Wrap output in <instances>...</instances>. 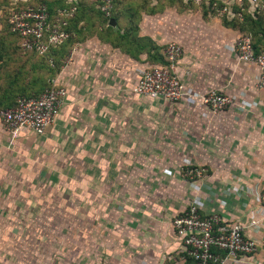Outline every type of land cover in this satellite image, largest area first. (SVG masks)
Instances as JSON below:
<instances>
[{
	"label": "crops",
	"instance_id": "crops-1",
	"mask_svg": "<svg viewBox=\"0 0 264 264\" xmlns=\"http://www.w3.org/2000/svg\"><path fill=\"white\" fill-rule=\"evenodd\" d=\"M127 10L116 7L107 27L92 10L83 15L84 39L53 80L67 96L44 135L11 133L0 119V264H181L171 221L193 200L257 244L239 261L218 251V264H264L263 96L258 68L235 59L240 32L226 17L190 15L168 0L126 38ZM170 43L182 48L175 75L186 90H221L233 104L213 115L195 100L132 95L141 71L154 66L150 44L163 55ZM19 46L0 41V110L41 88L39 61ZM187 164L203 176L185 177Z\"/></svg>",
	"mask_w": 264,
	"mask_h": 264
},
{
	"label": "built area",
	"instance_id": "built-area-1",
	"mask_svg": "<svg viewBox=\"0 0 264 264\" xmlns=\"http://www.w3.org/2000/svg\"><path fill=\"white\" fill-rule=\"evenodd\" d=\"M195 6H201L207 0H186ZM242 0H236L239 4ZM250 7L263 17L264 0H248ZM14 7V6H13ZM100 11L107 19L111 17L113 0H101ZM212 11L219 17L229 20L235 15L232 7L225 1L222 7L214 4ZM76 7L57 10L54 20L51 18L44 4L15 8L8 12V25L11 33L20 39L21 48L45 56L51 48L62 46L69 38L66 31L67 22L74 16ZM241 19V14L236 15ZM235 59L240 63L255 65L258 68V82L256 88L261 91L264 106V51L255 55L251 37L239 34L233 45ZM163 55L167 66H150L141 71L136 84L131 89L134 96L144 97L169 105H175L183 100H195L216 115L233 104V101L221 90H212L206 94H195L185 89L175 69L182 57V48L176 43H170ZM71 56L63 61L62 69L71 62ZM53 87L45 90L35 98L20 97L11 109L1 110L0 119L9 132L26 131L36 136L44 135L54 123L66 99V90L52 81ZM204 170L187 164L184 176L200 179ZM259 200L262 204L264 217V189ZM175 238L185 251V258L181 264H218L221 262L217 252H224L227 258L235 261L256 253L257 244L245 237L244 228L240 224H225L219 215L212 213L202 215L195 200L189 203L182 212L177 213L171 221ZM256 227L257 222H252Z\"/></svg>",
	"mask_w": 264,
	"mask_h": 264
},
{
	"label": "trees",
	"instance_id": "trees-1",
	"mask_svg": "<svg viewBox=\"0 0 264 264\" xmlns=\"http://www.w3.org/2000/svg\"><path fill=\"white\" fill-rule=\"evenodd\" d=\"M37 3H25V4H19L18 8H25L27 6H38L40 4H44L51 16V18L54 20V18L57 15V10L61 8H68V7H76V12L72 18H70L67 22V27L66 31L70 34V38L60 47L57 48H51L50 51L45 55V56H40L35 52H29L25 51L21 48L20 44V39L11 33L10 27L8 25V12L15 8L9 6L8 0H4L3 3L0 1L1 4H8L9 11H5L6 14L2 15L0 20L4 19L5 23H3L2 28L0 31L4 34L2 35V38H0V41L5 40V38L8 36V38H12L13 40H16L18 42L20 52L23 55H31L29 57L35 58L36 60L39 61V65L41 66L42 70V80H41V88L38 90L35 94L33 95H26V96H19L20 97H25V98H35L40 96L45 90L50 89L53 87L52 81L59 75L63 61L65 60L67 54L69 51L77 44L81 43L83 41V28H78L77 25L78 23L84 19V14L87 13L88 10H92L95 15L98 16V19L101 21V25H105L106 27L108 26V22L111 19H114L116 17L115 10H116V1L113 0V9L111 12V17L107 19L105 15L100 11L99 5L101 0H97L95 3H90V4H84L81 1H77L76 3L72 5H67L65 3H61L56 1V2H51L49 0H37ZM231 1V7H232V13L235 15L232 19H223V22L226 26L232 27L233 29H237L241 34L248 35L251 37L252 40V46L255 55H258L264 51V22H263V17L258 14L256 11H253L252 8L250 7L249 1L248 0H242L241 3H237L236 0H230ZM186 1L185 3H187ZM224 0H207L204 2L201 6L197 7H202L203 12L206 13H213L212 8L214 4L216 3L217 7H222ZM56 4V5H55ZM54 5V6H53ZM195 6V5H194ZM91 7V8H89ZM1 9V7H0ZM241 14V19L237 18V14ZM130 21V20H129ZM85 29V28H84ZM133 30H129V32H125L123 35H125L126 38H128L130 32ZM86 34V33H85ZM126 40L124 36H121ZM149 49L150 53L149 54V63H152L154 65L158 66H167L168 63L164 57V55H161L159 49L155 48L154 46L150 47ZM125 51V49H124ZM17 98V99H18ZM16 99V100H17ZM15 100V103H16ZM15 103L13 107L15 106ZM12 107V108H13ZM11 109V108H9ZM1 110H7V109H1ZM0 110V111H1ZM187 264H190V260L187 261Z\"/></svg>",
	"mask_w": 264,
	"mask_h": 264
},
{
	"label": "rangeland",
	"instance_id": "rangeland-1",
	"mask_svg": "<svg viewBox=\"0 0 264 264\" xmlns=\"http://www.w3.org/2000/svg\"><path fill=\"white\" fill-rule=\"evenodd\" d=\"M97 0H94V3ZM116 1V7L118 8H128L127 13L125 15V17H127L128 20H130L129 22V28L133 31H139L140 30V23L142 21L143 15H155V14H160L161 10L163 9L164 5L166 4V2L168 0H115ZM173 1L174 5L176 6H183V9L186 10L185 12L190 13V15L194 14V11H196V9H201L203 11V8H197L194 6V4H192V2H187L184 3L183 0H171ZM38 1H35V3H37ZM179 4V5H177ZM11 7H13L12 5H9ZM8 4H1L0 7H2V9H0L3 14L5 15L6 11H9V7ZM19 6V5H18ZM1 18V16H0ZM3 23H5V20L2 19L0 20V29L3 26ZM0 33H2L0 31ZM2 35L4 34H0V38H2ZM5 40L8 41H14L12 38H8V36L5 38Z\"/></svg>",
	"mask_w": 264,
	"mask_h": 264
},
{
	"label": "water",
	"instance_id": "water-1",
	"mask_svg": "<svg viewBox=\"0 0 264 264\" xmlns=\"http://www.w3.org/2000/svg\"><path fill=\"white\" fill-rule=\"evenodd\" d=\"M110 23H113V20H111Z\"/></svg>",
	"mask_w": 264,
	"mask_h": 264
}]
</instances>
